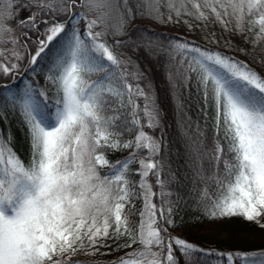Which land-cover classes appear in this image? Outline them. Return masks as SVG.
Masks as SVG:
<instances>
[{
  "label": "snow or ice",
  "instance_id": "1",
  "mask_svg": "<svg viewBox=\"0 0 264 264\" xmlns=\"http://www.w3.org/2000/svg\"><path fill=\"white\" fill-rule=\"evenodd\" d=\"M17 3L0 0V45H12L0 47V76L19 69L17 63L3 62L6 51L17 61L23 58L17 50L19 38L7 23L18 15ZM23 7L38 11L18 21L21 27H35L36 17L44 12L58 18L43 21L50 26L34 54H28L31 67L50 51L45 79L53 85L55 98L49 103L46 91L31 84L19 93H5L4 103L27 129L30 154L27 162L21 159L11 146V133L0 129V264H80L73 259L78 251L98 250L99 241L110 236L127 237L128 243L118 247L139 245L112 264H178L174 246L184 264H200L208 253L164 227L174 225L171 217L178 201L171 199V181L162 178V141L145 130L159 126L158 110L138 82H129L139 81L142 74L122 68L126 62L104 37H123L126 23L137 16L163 23L165 8L169 22L173 14L200 21L214 17L225 30L233 24L238 33L247 22L249 31L257 29L253 43L258 44L264 40V0H137L135 12L129 0H28ZM84 8L107 11L90 19ZM114 9H123L119 22L94 31ZM81 21L83 29L78 27ZM115 44H136L149 52L158 48L167 55L175 69L168 73L173 90L195 79L205 106L214 109L216 130L207 148L197 124L191 145L197 204L209 219L242 216L264 228L259 219L264 216V75L234 57L187 41L164 44L141 33L136 39H115ZM175 99L182 111L179 96ZM0 119L7 120V115L0 113ZM125 134L131 138L123 139ZM125 149L131 151L120 160L106 157L108 150ZM156 196L159 205L153 202ZM134 200L141 202L135 228L129 225L132 213L125 211ZM219 255L226 256V264H264V250Z\"/></svg>",
  "mask_w": 264,
  "mask_h": 264
},
{
  "label": "trees",
  "instance_id": "2",
  "mask_svg": "<svg viewBox=\"0 0 264 264\" xmlns=\"http://www.w3.org/2000/svg\"><path fill=\"white\" fill-rule=\"evenodd\" d=\"M28 0H18L15 11L20 14L16 16L12 26L14 36L19 38L17 50L21 53L22 59L19 61L10 57L3 59L5 64L17 63L18 71L6 76H0V113L7 115V120L0 119V129L5 133L10 132L13 137L11 146L25 162L29 159L30 143L27 129L21 122L17 112L11 110L10 104H5V93H19L27 84H31L38 89H44L48 97V102L52 103L55 98L53 85L43 84L48 74V57L50 51L40 59L39 63L29 66V53L34 54L37 41L42 38L41 34L49 24L43 21H54L58 19L53 14L41 13L36 17V26H18V21L28 18L37 8H24L23 5ZM79 3V0H77ZM137 0H129V7L136 11ZM191 10V5H188ZM123 9H114L106 24L114 25L119 22V12ZM84 11V10H83ZM164 13V22H157L147 17H135L128 21L123 29V37L104 38L112 45L115 54L126 62L128 72H139L142 79L139 81H129L139 83L140 87L152 97L159 114V126L154 130H148L156 138L162 141V151L160 158L165 161V174L162 178L169 179V189L173 192L171 199L176 202L173 205L171 219L173 226L164 225L172 236L180 237L203 249L205 256L200 258V264H226V256L220 253L246 252L264 250V228H261L255 221H247L242 216H232L217 219H209L203 215L202 206L197 204L198 192L193 191V164L195 157L191 151L192 142L197 138V124L200 132L204 134L205 145L212 147L213 137L216 134L214 126V109L207 108L204 104L202 92H198L195 79H191L187 86L181 85L173 90L169 80V71H175L171 67L172 61L167 55L154 48L151 52L140 49L133 44H115V39L126 40L136 39L141 33H146L159 43L167 44L172 41H187L210 51L219 52L225 56L234 57L237 60L247 63L261 75H264V40L254 44L255 32L257 29L249 31V24L245 23V31L238 33L234 30L233 24L228 25L229 30L216 22L214 17L200 21L191 16H182L179 19L173 14V20L168 21L167 9L161 8ZM248 19H251L249 17ZM187 21V22H185ZM105 23V22H104ZM99 25L96 27L98 28ZM94 31H97V29ZM105 28V27H104ZM104 30V29H103ZM27 45V48L24 46ZM92 78H95L94 76ZM179 96L183 104L182 111L176 108V96ZM139 103L143 106V100ZM220 139L223 143L224 133L221 130ZM129 134H125L123 139H130ZM130 149L106 151L109 161L120 160L126 157ZM136 165H133L135 168ZM206 175L211 174V169L207 163L204 164ZM106 169H101V172ZM174 176L175 179H171ZM139 180L138 176L131 177ZM155 184V178L151 181ZM204 183H207L205 181ZM204 183H197V187H204ZM211 191L215 192V186L211 185ZM154 191L159 189L154 188ZM153 202L159 205L158 196L153 198ZM133 204L135 207L133 208ZM141 202L134 200L132 204L126 206L125 211L132 213L128 216L129 225L135 228L139 224V209ZM260 222L264 223V216L260 217ZM128 243L127 237L116 239L112 236L99 241L98 250L85 248L75 254L74 260L80 264H112L113 261L126 253L139 247L133 244L132 247H118ZM178 264H184L183 257L178 248L173 247ZM92 253V254H89Z\"/></svg>",
  "mask_w": 264,
  "mask_h": 264
},
{
  "label": "rangeland",
  "instance_id": "3",
  "mask_svg": "<svg viewBox=\"0 0 264 264\" xmlns=\"http://www.w3.org/2000/svg\"><path fill=\"white\" fill-rule=\"evenodd\" d=\"M84 12L87 14V16L91 19V18H98V17H101L102 16V13L103 11H107V9H104V10H97V11H92V12H89L87 8H84L83 9ZM18 17H20V14L18 13ZM105 22V23H104ZM7 23L10 25V27L12 28L13 26V23H14V20H9L7 21ZM105 24H106V20L102 19L100 24H99V27L96 28L97 31H103L104 27H105ZM78 27H80L81 29H83L84 27V21H81L80 25H78ZM13 34V33H12ZM0 47H3L5 50L7 49H10L12 47V45L10 43H4L2 45H0ZM10 54L6 51L5 52V59H10ZM8 59V60H9ZM43 84H45L46 86H50L52 85L50 81H47L46 79L43 78ZM130 213V212H129Z\"/></svg>",
  "mask_w": 264,
  "mask_h": 264
}]
</instances>
